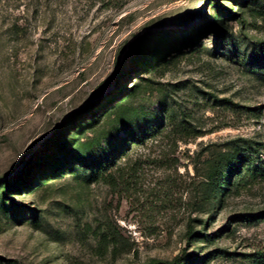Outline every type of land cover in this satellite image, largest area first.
<instances>
[{"label": "rangeland", "instance_id": "obj_1", "mask_svg": "<svg viewBox=\"0 0 264 264\" xmlns=\"http://www.w3.org/2000/svg\"><path fill=\"white\" fill-rule=\"evenodd\" d=\"M163 116L196 131L148 139L111 182L76 170ZM246 143L261 162L264 0H0V264H264L261 169L193 205L209 154Z\"/></svg>", "mask_w": 264, "mask_h": 264}, {"label": "trees", "instance_id": "obj_2", "mask_svg": "<svg viewBox=\"0 0 264 264\" xmlns=\"http://www.w3.org/2000/svg\"><path fill=\"white\" fill-rule=\"evenodd\" d=\"M151 36H153V34H151ZM169 121L170 122L167 123V120L163 116L161 121L155 126H148L144 131L137 132L134 135H131L128 132V136H131L132 138H125L124 147L109 148L108 151L99 152L95 149V145L89 148L90 145L92 146L90 138L89 141L84 143L85 145H88V148L91 150L86 152L84 157L79 160L78 163H80V166L76 168V170H82L85 173H90L95 177L106 179V181L111 182L113 180L112 170L121 167L118 166L119 160L123 156L130 157L132 151L144 147L148 139H157L160 134L170 131L172 134L174 133L172 139L176 144L177 139H179L178 137H175L176 135H181L183 137L184 134L190 135L194 130L196 131L194 127L191 128L189 125L183 123L182 120L179 122ZM61 143L66 145L67 138ZM130 144L131 146H129ZM261 154L262 152L260 149L252 143H246L245 146L242 144H235L226 149L211 152L206 162L205 173L202 174L203 180L198 183L196 189L197 197L193 204L195 209H203L204 206H208V214H210L216 207L215 204L218 197L219 204L223 203L226 199L227 193L235 183L236 176L243 173L247 167H250L247 162H250L255 172L258 171V169H261L260 172L262 176H264V158L261 162L256 163V158L261 157ZM139 163L140 162L138 161L131 163V171L137 172L140 167ZM125 165H128L129 167V162ZM120 169H122V167ZM4 187V189L7 190L9 184L6 183ZM260 217L262 216H257V218ZM206 222L207 220H204L203 218H190L187 223L186 238L192 240L195 237H202L207 224ZM258 255L262 257L264 256L261 252H258ZM195 258H197L195 252H186L184 250L172 259L163 260L152 258L145 264H186V262L192 261Z\"/></svg>", "mask_w": 264, "mask_h": 264}]
</instances>
